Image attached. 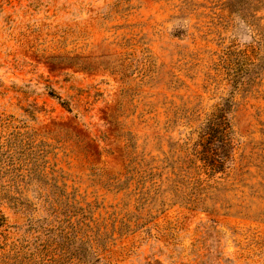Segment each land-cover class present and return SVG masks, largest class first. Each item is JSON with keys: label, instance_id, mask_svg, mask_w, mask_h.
<instances>
[{"label": "rangeland", "instance_id": "obj_1", "mask_svg": "<svg viewBox=\"0 0 264 264\" xmlns=\"http://www.w3.org/2000/svg\"><path fill=\"white\" fill-rule=\"evenodd\" d=\"M211 131L249 211L175 202ZM260 196L264 0H0V264H54L80 209L63 264H264Z\"/></svg>", "mask_w": 264, "mask_h": 264}, {"label": "trees", "instance_id": "obj_2", "mask_svg": "<svg viewBox=\"0 0 264 264\" xmlns=\"http://www.w3.org/2000/svg\"><path fill=\"white\" fill-rule=\"evenodd\" d=\"M204 143L203 150L193 157H187L183 166L180 169L176 168V173L173 169L172 174L176 177L172 180L175 202H182L189 207L210 213L223 210L228 214L235 206L242 210L240 213L249 211L251 206L246 205V199L239 197L240 193L244 194L243 188L246 187L240 178L241 169L238 173L234 172L233 176L232 172H228L234 164V155L227 136L224 133L215 135L211 131L205 135ZM218 175L222 176L221 181L215 180ZM234 199L237 201L235 205ZM258 199L264 198L260 196ZM115 215L117 214L114 213L111 217L114 218ZM257 216L264 217V211ZM75 219L74 222L72 219L69 220L68 227L61 229L54 238V264H63L62 262L75 256L88 260L92 254L91 249H84L93 242L94 229L100 240L103 238L101 230L97 226L93 227L91 223L94 221L84 213V210L80 209L75 214ZM124 227L121 226L120 230H125Z\"/></svg>", "mask_w": 264, "mask_h": 264}, {"label": "clouds", "instance_id": "obj_3", "mask_svg": "<svg viewBox=\"0 0 264 264\" xmlns=\"http://www.w3.org/2000/svg\"><path fill=\"white\" fill-rule=\"evenodd\" d=\"M248 40H250V37L249 38H247Z\"/></svg>", "mask_w": 264, "mask_h": 264}]
</instances>
